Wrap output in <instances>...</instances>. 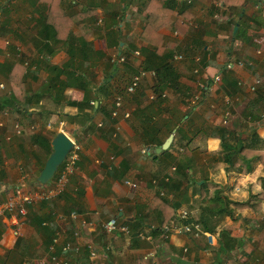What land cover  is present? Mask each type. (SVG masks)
<instances>
[{"label":"crops","instance_id":"obj_1","mask_svg":"<svg viewBox=\"0 0 264 264\" xmlns=\"http://www.w3.org/2000/svg\"><path fill=\"white\" fill-rule=\"evenodd\" d=\"M155 13L160 16L153 17ZM150 14L152 24L148 31L158 32L147 34V40L144 34ZM47 17L65 20L66 25L72 22V40L65 43L50 40L55 31L52 23L45 22ZM65 31L61 38L67 34ZM235 31L241 32L238 38L233 37ZM49 40L56 44L53 50ZM85 44L90 46L88 50H78L85 48ZM70 51L74 58L68 68L69 75L56 76L54 67L62 68L71 61ZM151 51L167 55L173 71L179 75L178 88L169 84L159 108L152 102L158 81L151 74L142 80L135 93L125 90L140 68L153 70L154 64L149 63ZM114 53L126 55L127 62L119 65L113 74L110 57ZM207 53H212L213 58L203 61ZM177 54L185 58L178 60ZM200 55L201 63H197L195 57ZM229 58H242L252 64L228 70V77L223 73L222 82L205 89L201 104L190 109L189 98ZM197 67H201L198 74L194 72ZM230 77L248 82L256 77L263 79L259 92L252 93L246 86L239 85L236 89ZM67 81L74 84L60 90L59 85L55 86ZM118 94L123 95L122 110L131 111V115L113 118L110 125L106 112L112 111ZM85 97L90 99L89 105H81ZM257 107L264 108V0H192L191 3L187 0H0V203L19 184H24L22 187L27 190L39 187L38 176L52 153L47 154L39 137L52 145L57 133L64 131L82 147L77 171L67 191L54 202L30 206L20 236L14 234L8 217L2 219L0 264H25L34 253V244L49 253L52 237L60 229L71 240L75 230H82L85 237L94 241L98 260L90 261L87 253L75 257L77 262L82 260L85 264H150L147 254L151 250L160 264H264V175L257 179L261 185L259 191H253L254 182L240 183L262 164L257 158H241L239 168H230L225 173L227 164L219 159L221 139L209 134L215 125H223L247 137L252 128L264 142V119L259 117ZM150 110L155 114L153 119L161 124L169 118H179L181 122L187 119L182 132L174 135L168 151L157 153V143L145 138L141 119ZM227 110L231 114L229 118L223 114ZM238 118H246L249 124L237 125ZM101 122L106 126L103 134L99 128ZM16 124L23 127L21 134L15 132ZM163 135L158 138L162 139ZM144 145L152 146L150 155L140 152ZM206 153H218L215 163L221 169L224 167L223 175L197 162L193 167L200 166L206 174L195 179L192 168V182L182 183L173 193L163 190L165 196L173 197V211L168 206L164 211L162 205L156 206L161 196L155 179L163 177L183 157L190 158L193 164L198 154ZM260 170L264 172L262 167ZM173 177L179 178L176 173ZM127 178L138 187L126 185ZM194 180L198 184L205 181L218 184V190H223L221 196L231 201L227 210L206 213L205 207L211 204L203 191L209 187H195ZM237 188L247 195L234 196ZM250 199L256 209H241L233 204ZM181 209L191 212L195 220L208 223L219 239L218 244L209 245L205 235L192 237L173 232L164 237L163 233L157 232L156 236L151 233L153 226L174 222ZM73 210L78 213L73 222L62 224L57 220L58 213ZM42 217L46 218L44 224L39 223ZM112 218L119 224H127L131 235L120 230L106 232L103 223ZM48 219L55 226L47 223ZM83 220L93 222L89 229H83ZM223 230L231 235L233 248L219 256L220 242L226 243L221 235ZM138 232L147 238L136 236ZM60 247V244L56 246L57 255H61ZM70 264H75L74 259Z\"/></svg>","mask_w":264,"mask_h":264},{"label":"trees","instance_id":"obj_2","mask_svg":"<svg viewBox=\"0 0 264 264\" xmlns=\"http://www.w3.org/2000/svg\"><path fill=\"white\" fill-rule=\"evenodd\" d=\"M53 12L54 11H52L50 13H53ZM57 16L60 17V15H57ZM150 16H151V18L149 19L150 21L148 22L149 26L147 28V31H145V34H144V36H146L145 38L147 40H148L147 34L151 35L154 33L156 34L158 32V31H148L151 29L150 24H152V14H150ZM154 16H156V13L153 15V17ZM159 16H160V14L157 15L156 17H159ZM45 22L48 24L52 23L51 25L54 28L55 35L51 36L52 39H50V40L54 41V43H56V42H64L65 43V42H68L70 39L72 40V38H73V36L71 34L72 31H70V27H71L72 22H70L66 25L65 20L59 21L58 19L48 18V17H47V19H45ZM46 27L48 29L49 25H46ZM65 30H68V31H65ZM64 31L67 34H64L63 35L64 38H61L62 33ZM239 31H240V29H239ZM240 33L238 31H235L233 33V37L238 38ZM50 40L48 42L51 43V49L53 50L52 46H54L56 44L53 45ZM89 47L90 46L88 44H85V48H79L78 50H81V51L88 50ZM70 52H71V61H69L62 68L54 67L56 76H60L63 73L68 74V68L71 65H73L72 61L74 58L72 51H70ZM18 53L21 54L20 52H18ZM149 55H150L149 63H150V65L154 64V66H153L154 67L153 70L155 71L154 77L157 78V81H158L157 84L155 85V89H154L156 96L153 99V100H155V103H154L155 105H153V106L159 108V106H161V102L164 101V99H165V95H166L165 89L169 86V84L173 83V88L174 89L178 88V86L176 85V80H178L179 75L173 71V65L169 62V57L167 55H164V54L160 55L157 53V51H151ZM207 55H210V58L211 57L213 58L212 53H207L204 56L205 58L203 61H205L206 58H207V60H209ZM110 63H111V73L114 74V72L119 68V66L112 63V62H110ZM123 64H126V63H123ZM146 68L147 67H145V66L143 67V69H146ZM222 69H223L224 76L228 77V75H229V73H227L228 70L225 69L224 67ZM70 76L72 79V75H70ZM70 76L68 78H70ZM230 78H231L230 81H232L233 84H236L235 88L237 89L239 87L238 81H236L235 79L233 80L232 77H230ZM76 80L78 81L79 79L76 77ZM109 81H110V79H109ZM174 81H175V83H174ZM73 84H74V81L73 82L67 81L66 83L59 82V84H55V86L59 85V88H58V86H57V88L60 90V87H63L65 85L70 86ZM235 88L233 90V93L236 92ZM89 100L90 99L88 97L87 98L85 97V99L81 103V105H89ZM153 100H152V102H153ZM71 103H74V102L72 101ZM197 105H198V103L195 106H197ZM90 107H93V105L90 104ZM150 109H151V107H150ZM106 113H107L108 117L110 118V123H108V124L112 125L114 122L112 120L115 117L112 116V111L106 112ZM145 113H146L145 117H143V119H141L142 123L144 124V127H145V129H144L145 138L151 142L157 143V146L162 145L165 138L167 136H169L170 133H172V131L175 129V127L177 125H179V126L177 127V129L175 131V136H178L183 130V128H182L183 123L185 121H187V119H185L183 122H181V120L179 118H176V119L169 118V120L164 119L163 123L161 124V123H157L156 120L153 119V117L155 116L154 112L152 113L150 110V111H146ZM108 124H106V125H108ZM99 126H100L99 127L100 131L103 134L104 133L103 131L106 129V126L102 122H101V125H99ZM212 128H213V131H209V134L216 135L221 139L222 150H221L219 159L224 161L227 164V168H231V167L233 169L239 168L238 162H240V161L238 159H241V158L242 159H253V158L255 159V158H257L258 160H260L261 164L264 165V145H263L264 142H263V138L256 132L255 129L251 128L249 130V134L247 133L248 135L246 137V136H243L242 132H239L237 130H232V129L225 127L223 125H215V127H212ZM161 134L162 135L164 134L162 139H161V137L158 138ZM39 140L40 141L43 140L42 141V142H44L43 147L46 150L47 154L49 155L53 150L51 142L49 140L44 139V137H39ZM166 151H168V149ZM174 166H175V170L172 169ZM174 166L170 167L169 171L166 174H164L163 177L155 179V185L159 188V195L161 196V199L158 201V202H160L159 207L162 205L163 211L165 210L166 206L170 207L171 210L173 211L174 205L171 204V200H173V197L171 198L169 196L161 195L160 192L165 189L167 192L173 193L174 189H178V190L180 189L182 183L187 182V184H189L190 182L193 181V179L190 178L191 177V169L193 166V164H191L190 158H188L187 156L183 157ZM262 168L264 171V167H262ZM173 173H176L177 177H179V178L174 180V177H173V179H172L171 175ZM167 174H168V176H166ZM164 176L169 177V180H166ZM194 186L198 187L200 189H203L205 187H209L210 189H212L213 195H209V196H211V197H209L211 200L210 201L211 205L210 206L207 205L205 207L206 213H209V214H215L218 212L223 213V211H226L227 208L229 207V203L231 201L227 198L225 199L224 198L225 196L224 197L221 196V194H220L221 191L218 190L219 187L217 184L210 183L207 181H205L204 183L198 184V180H196V181L194 180ZM262 189H264V177H263ZM51 201H43L42 204L43 203H50ZM54 201L55 200H53V202ZM233 204L236 207L241 208V209H244L246 207L255 206L254 205L255 203L253 202L252 199H250L248 201H244V202L234 201ZM35 206H37V205H35ZM255 207H253V208H255ZM34 221H38V220H34ZM40 221L43 222V224H44V222H46V218L40 219L39 223H40ZM51 222H52L53 226H55L53 220L48 219L47 223L50 224ZM166 225H167V223L164 222L163 224H161V226L158 225V226L152 227L151 233H154V235L157 232L163 233L165 231ZM201 225H202V228L204 230L211 231V232L213 231V229L205 221H202ZM138 233H136L135 235L138 236ZM221 235L224 237V240L226 241V243H224L223 241L220 242V247L218 249V255L219 256L223 252H227V251H229V249L233 248V245H231L233 240H232L231 235H229V232L227 230H223L221 232ZM75 263H76V261H75Z\"/></svg>","mask_w":264,"mask_h":264},{"label":"built area","instance_id":"obj_3","mask_svg":"<svg viewBox=\"0 0 264 264\" xmlns=\"http://www.w3.org/2000/svg\"><path fill=\"white\" fill-rule=\"evenodd\" d=\"M189 3L192 2V0H187ZM176 59L182 60L184 59V56L182 54H177L175 56ZM196 61H200L201 57L198 56L195 58ZM110 60L112 63L116 65H122L123 63L127 62V56L122 53H114L111 55ZM252 64L251 61H248V63L245 60H235L234 58H229L224 68L227 70H232L235 67H245L246 65ZM195 72L198 73L199 69L196 68ZM151 74L152 76H155L154 70H147L140 68L132 77L129 82V84L126 86V92L132 93L135 90L138 89L140 86L142 80L148 75ZM223 71L219 70L217 73H215L212 78L207 81V83H202L200 86V90L194 93L188 100V107L189 108H196L199 106L202 95L205 89H207L209 86L218 85L222 80ZM262 80L259 77H256L253 81L248 82L244 79H240L238 81V84L240 86H246L249 91L255 92L257 90V87L261 85ZM155 94H153L151 97L154 99ZM226 101L228 102L229 99L227 98ZM198 103L197 106H195ZM123 106V95L118 94L115 97V104L112 109V116L115 118H118L120 115H122L124 118H128L131 115V111L122 110ZM224 117L229 118L231 117L230 112L227 110L224 112ZM261 117L264 119V111L261 114ZM101 125V123L99 124ZM32 128H35L33 125ZM2 130V124H0V131ZM15 132L17 134H21L23 132V127L20 124L15 125ZM116 136V134H115ZM74 141L73 147L66 156L63 163L59 166L58 170L56 171L55 176L53 179L48 182L47 184H40L39 187H37L34 190L25 189L22 186L24 184H19L17 190L9 196L6 200H3L0 203V222L2 219H5V217H8L10 224L14 226L13 232L16 236H20L22 234V226L25 223L27 214L29 212L30 206H35L43 201H53L58 199L64 192L67 191V187L71 181V177L76 173L78 162L81 158V150L82 147L79 142ZM153 151V148L151 145H144L140 152L143 155H150ZM114 159V157H111ZM109 168H111V164L109 165ZM175 170V166L172 168ZM166 180H169V177H166ZM125 184L129 187L136 189L138 187L137 183L134 181H131L130 179H125ZM179 216L181 219H188L189 218V212L187 210H181L179 212ZM78 218L77 211L73 210L70 213H58L57 214V220L62 224H67L73 222V220ZM93 222H88L86 220H83L81 222V225L83 229H89L90 225H92ZM103 229L106 232H114V231H122L125 234H130L131 230L130 227L127 224H119L115 218L109 219L108 221H105L103 223ZM202 228L200 224L191 222V223H181L179 225H174V231L179 233H185V234H194L195 236H198L201 232ZM206 235L208 237L209 242L215 243V236L213 234L207 233ZM165 236H168V229L165 231ZM139 237L142 239L147 238V236L143 233L139 234ZM61 245V250L64 253V256L58 257L54 255L52 257L53 264H70L71 260H75V257H79L83 252L87 253L88 258L91 261H96L99 258V252L97 251V247L94 243V241L90 237H85L82 230H75L74 231V239L71 240L67 237L65 232L60 229L57 230L56 233L52 237V243L49 246V250L51 252H55L56 246ZM147 258H149L150 264H160L155 257L154 250H151L147 254ZM79 260V259H78ZM76 261V260H75ZM25 264H48L46 258L37 259V260H27L25 261ZM75 264H85L82 260L76 261Z\"/></svg>","mask_w":264,"mask_h":264},{"label":"water","instance_id":"obj_4","mask_svg":"<svg viewBox=\"0 0 264 264\" xmlns=\"http://www.w3.org/2000/svg\"><path fill=\"white\" fill-rule=\"evenodd\" d=\"M176 129L177 128H175L172 133H170V135L166 138L161 146L157 147V153H160L163 150H167L171 146ZM73 144V139L64 131H60L57 133V135L52 140L53 151L47 159L43 170L38 176V182L40 184H47L53 179L59 166L63 163L66 156L72 149Z\"/></svg>","mask_w":264,"mask_h":264},{"label":"rangeland","instance_id":"obj_5","mask_svg":"<svg viewBox=\"0 0 264 264\" xmlns=\"http://www.w3.org/2000/svg\"><path fill=\"white\" fill-rule=\"evenodd\" d=\"M19 54V53H18ZM20 55V54H19ZM241 60H244V59H242V58H240ZM263 79V78H262ZM261 79V80H262ZM257 88H259V86L257 87ZM137 90H135L134 92H132L131 94H133V93H135ZM249 91V90H248ZM250 92H252V91H250ZM257 92H259V90L257 89L255 92H252V93H257ZM188 96V95H187ZM189 97V96H188ZM153 101H155V100H153ZM243 110V108H241V111ZM257 110H259V112H260V114L264 111V108L263 109H261L260 107H257ZM229 122V121H228ZM233 124V122L232 123H230L229 125H232ZM236 124L237 125H241V124H249L248 122H247V119L245 118V120H241L240 118H238L237 119V122H236ZM211 128V126H208V128ZM168 137V136H167ZM166 137V138H167ZM218 154V153H217ZM217 154H212V155H210L209 153H206L205 155H200V154H198V156H197V158H198V160H196V161H194V163H193V166H196V164H197V162H199L200 164H203V166L204 165H209L211 168H215L214 170L215 171H221V168H219L218 167V165H219V163L217 162V163H215L216 162V160H215V158H216V156H217ZM205 158H206V160H205ZM192 166V168H194V174H196L195 175V179H198V178H200L201 177V174H206V172L207 171H205L204 172V170H203V168H201L200 166H198V167H193ZM169 168V167H168ZM232 168V167H231ZM223 170H224V167L222 168ZM230 170V168H226L225 169V173H227V171H229ZM169 174V173H168ZM218 185V184H217ZM219 191H221V190H219ZM223 191V190H222ZM221 191V192H222ZM161 193H163V195H165L166 193H165V191H161L160 192V194ZM203 193L205 194V196L207 197V199H208V201H209V203H210V198L209 197H211V196H209V195H213V192H212V189H210V188H207L205 191H203ZM171 197V196H170ZM160 202H157V205L156 206H158V204H159ZM109 233V232H108ZM129 235H131V233L129 234ZM51 243H52V241H51ZM50 243V244H51ZM50 244H49V246H50ZM48 246V247H49ZM33 248H35V249H33V254L31 255V258L29 259V260H37V259H42V258H46L47 259V262H48V264H53V261H52V257L54 256V255H56V256H58V257H62V256H64V253H63V251L61 250V247H60V251H61V255H57L56 254V250H55V252H51L50 250V252L49 253H47V252H45V251H43V249H39V248H36V244H34L33 245ZM45 250V249H44ZM187 252V251H186ZM84 253V252H83ZM73 260H71L70 261V263L72 262Z\"/></svg>","mask_w":264,"mask_h":264},{"label":"clouds","instance_id":"obj_6","mask_svg":"<svg viewBox=\"0 0 264 264\" xmlns=\"http://www.w3.org/2000/svg\"><path fill=\"white\" fill-rule=\"evenodd\" d=\"M184 56V55H183ZM198 57V56H197ZM200 57H201V55H200ZM207 57L208 58H210V55H207ZM185 58V57H184ZM196 58V57H195ZM201 59H202V57H201ZM179 60V59H178ZM196 60V59H195ZM197 63H201V60L200 61H196ZM224 67V66H223ZM198 69H199V72L198 73H200V70H201V67H197ZM222 71H223V69H221ZM220 70V71H221ZM195 72V71H194ZM218 72V71H217ZM216 72V73H217ZM196 73V72H195ZM198 73H196V74H198ZM213 76V75H212ZM222 78H223V75H222ZM221 82H222V80H221ZM220 82V83H221ZM219 83V84H220ZM218 84V85H219ZM260 86V85H259ZM258 89V88H257ZM199 90H200V88H199ZM198 90V91H199ZM201 102H202V100H201ZM201 102H200V104H201ZM227 102V101H226ZM199 104V105H200ZM227 104L230 106V101H228L227 102ZM190 109H192V108H190ZM224 114V113H223ZM262 114V113H261ZM261 114H260V118L261 119H263L262 117H261ZM261 167H264V165H261V166H258L257 167V169H256V171L253 173V174H250V175H247V176H244L242 179H241V181H240V183L241 184H247L249 181H251V182H254L255 183V187H254V189H253V191H259V190H261V185L257 182V179H258V177L259 176H261V175H264V172H261ZM56 174V173H55ZM223 175V169H221V176ZM55 176V175H54ZM161 195H163V193H161ZM234 196H237V197H242V196H246L247 195V193L246 192H242L241 191V189L240 188H237V190H236V192L233 194ZM181 210H186V209H181ZM180 210V211H181ZM179 211V212H180ZM188 211V210H187ZM244 211H246V210H244ZM179 212H178V214H177V219L174 221V222H172V223H170V224H168V225H166L165 226V231L168 229V236L167 237H169L170 236V234L171 233H173V232H176V231H174V225L176 224V225H179V224H181V223H191V222H194V223H199L200 224V226H201V228H202V225H201V222H200V220L198 221V220H195L194 219V216H193V214L191 213V212H189V218L188 219H181L180 218V216H179ZM154 227V226H153ZM152 229V228H151ZM131 230V229H130ZM165 231L163 232V236L164 237H166L165 236ZM206 232L207 233H210V234H213L214 236H215V243H211V242H209V240H208V237H207V235H206ZM177 233V232H176ZM179 233V232H178ZM185 234V233H184ZM186 235H189V236H192V237H199L200 235H205L206 236V238H207V241H208V244L209 245H211V246H215V245H217L218 244V237H217V235L215 234V233H213V232H211V231H207V230H204L203 228H202V230H201V232H200V234L198 235V236H195L194 234H191V233H189V234H186ZM138 236H139V233H138ZM187 251V249L185 248V252ZM85 253V252H84ZM83 254V253H82ZM88 256V255H87ZM149 259V258H148ZM91 261V260H90ZM74 262H75V260H74Z\"/></svg>","mask_w":264,"mask_h":264}]
</instances>
